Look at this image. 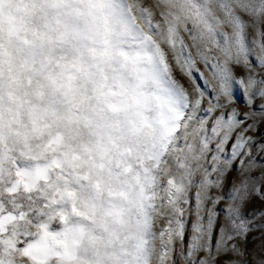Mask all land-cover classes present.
<instances>
[{"label": "snow or ice", "instance_id": "1", "mask_svg": "<svg viewBox=\"0 0 264 264\" xmlns=\"http://www.w3.org/2000/svg\"><path fill=\"white\" fill-rule=\"evenodd\" d=\"M0 264H264V0H0Z\"/></svg>", "mask_w": 264, "mask_h": 264}, {"label": "rangeland", "instance_id": "2", "mask_svg": "<svg viewBox=\"0 0 264 264\" xmlns=\"http://www.w3.org/2000/svg\"><path fill=\"white\" fill-rule=\"evenodd\" d=\"M249 247H252V245H249ZM249 259H251V257H249Z\"/></svg>", "mask_w": 264, "mask_h": 264}]
</instances>
